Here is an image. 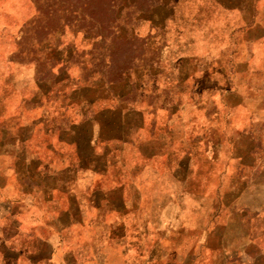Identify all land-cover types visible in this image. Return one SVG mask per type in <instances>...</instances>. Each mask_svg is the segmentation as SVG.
<instances>
[{
    "label": "rangeland",
    "instance_id": "1",
    "mask_svg": "<svg viewBox=\"0 0 264 264\" xmlns=\"http://www.w3.org/2000/svg\"><path fill=\"white\" fill-rule=\"evenodd\" d=\"M254 1L0 0V141L87 167L170 262L264 264V53L229 22Z\"/></svg>",
    "mask_w": 264,
    "mask_h": 264
},
{
    "label": "crops",
    "instance_id": "2",
    "mask_svg": "<svg viewBox=\"0 0 264 264\" xmlns=\"http://www.w3.org/2000/svg\"><path fill=\"white\" fill-rule=\"evenodd\" d=\"M249 14L232 11L229 22H245L246 63L253 65L264 53V0ZM21 159V151L0 144V264H175L161 233L151 235L133 215L125 227L119 215L103 214L108 202L88 196L102 182H92L87 167L61 159L53 168H24ZM39 176L49 183L40 185Z\"/></svg>",
    "mask_w": 264,
    "mask_h": 264
}]
</instances>
